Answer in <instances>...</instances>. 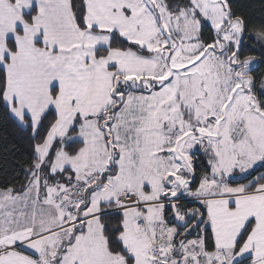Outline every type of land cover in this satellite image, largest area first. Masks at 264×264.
Listing matches in <instances>:
<instances>
[{
  "label": "snow or ice",
  "instance_id": "1",
  "mask_svg": "<svg viewBox=\"0 0 264 264\" xmlns=\"http://www.w3.org/2000/svg\"><path fill=\"white\" fill-rule=\"evenodd\" d=\"M259 7L0 0V264H264Z\"/></svg>",
  "mask_w": 264,
  "mask_h": 264
},
{
  "label": "trees",
  "instance_id": "2",
  "mask_svg": "<svg viewBox=\"0 0 264 264\" xmlns=\"http://www.w3.org/2000/svg\"><path fill=\"white\" fill-rule=\"evenodd\" d=\"M251 4L250 11L255 15L260 14L259 0H245ZM259 56V53H252ZM264 71V68L261 69ZM15 146V147H14ZM19 133L10 124L0 121V186L4 184L5 176H10L11 164L13 163L12 153L19 156Z\"/></svg>",
  "mask_w": 264,
  "mask_h": 264
}]
</instances>
